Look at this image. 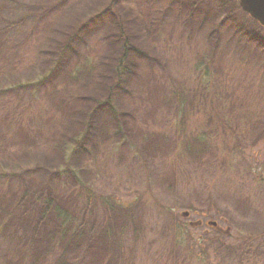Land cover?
I'll list each match as a JSON object with an SVG mask.
<instances>
[{
  "label": "rangeland",
  "instance_id": "rangeland-1",
  "mask_svg": "<svg viewBox=\"0 0 264 264\" xmlns=\"http://www.w3.org/2000/svg\"><path fill=\"white\" fill-rule=\"evenodd\" d=\"M254 20L237 0H0V157L11 178L0 174V264H233L225 251L205 259L196 247L195 259L168 245L176 218L198 236L227 223L259 235L245 249L263 264L264 29ZM84 55L92 64L74 77ZM201 58L218 83L205 93L224 109L208 124L230 114L241 129L230 159L192 119L174 124L173 94ZM108 96L112 107L94 109ZM78 135L69 158L64 144ZM85 177L132 204L86 195ZM47 199L70 213L67 228Z\"/></svg>",
  "mask_w": 264,
  "mask_h": 264
},
{
  "label": "trees",
  "instance_id": "trees-1",
  "mask_svg": "<svg viewBox=\"0 0 264 264\" xmlns=\"http://www.w3.org/2000/svg\"><path fill=\"white\" fill-rule=\"evenodd\" d=\"M256 25L262 29L264 27L256 20H254ZM126 59H127V46L124 45L123 53L121 57L119 58L116 66V71L118 73H121L125 69L126 65ZM205 60L201 58L196 66H195V76L192 78L193 80L189 82V84H181V88H179V92H174L173 96L178 98L179 101V114L176 118H174V124L177 126V128H183L185 124L188 122V119H192L193 124L192 127L198 132V128L201 130L198 135V139L205 144H213L214 147H220L222 151L223 157H226L228 159L233 158L232 154L235 153V146L241 143V139L239 138L238 133L241 134V129H239V126L230 118L228 119H221L217 123L208 124V120L212 118V115H218L221 116V113L219 109H224L222 107H218L217 104L213 103L212 99L209 98V93H205V91H208V86H210L212 89L216 87V84H218L215 79V74L212 73L210 65L207 62H204ZM196 63V62H195ZM92 64V57L89 55H84L82 58L77 62V64L72 68V73L74 74V77H78L80 73H83L85 71V67H88ZM37 78H33L28 81L30 84H34L37 82ZM193 82V83H192ZM191 83L194 85L191 86ZM29 84V85H30ZM25 85V84H24ZM19 86V84L17 85ZM16 88V87H15ZM206 94V95H205ZM113 98L112 96H108L103 101H98L96 103V106L94 109L98 106H113ZM194 104H196L197 109L195 110ZM205 105V108L203 110L199 109V105ZM188 106L191 108L188 109ZM216 108V109H214ZM231 111V110H229ZM212 114V115H211ZM224 115V114H222ZM228 116V115H227ZM224 115V117H227ZM202 117L204 119H202ZM187 120V122H186ZM205 120L207 123H205ZM234 123H233V122ZM201 122V123H200ZM80 136L78 135L75 139L71 140L67 144H64L66 147V151L69 152L68 157L74 156V153L77 149V143L80 142ZM244 138V137H243ZM77 140V143H76ZM64 147V148H65ZM3 154V153H2ZM0 153V155H2ZM254 158V157H252ZM95 159L91 158L90 160L86 161V164H84V167H89L90 165H94ZM3 160L0 157V174L6 175L5 178H10V173L6 170L5 166L3 165ZM70 166V165H69ZM67 166L65 169L73 172V176H79L80 169L79 168H72ZM99 168L100 164H99ZM11 179V178H10ZM87 184H86V195H89L90 197L94 196V186L89 185L92 184L91 181H88V179L85 177ZM259 182L264 184V171H260V174L258 176ZM10 181V180H9ZM89 183V184H88ZM120 188V187H118ZM97 190V189H96ZM118 190V189H117ZM99 191V190H97ZM122 190H118L116 192H121ZM100 192V191H99ZM114 192V194L109 193L107 197L103 194L104 199L102 200L103 203L108 207H111L113 209L115 208H125L126 206L132 204L130 199L123 197H118V193ZM49 202V205H51V208L56 213L57 217L62 221V228L68 227V222L71 220V215L68 211L62 209L58 205H55L53 201L50 199H47ZM168 208L164 207L163 212L170 213ZM50 210V208H49ZM47 210V211H49ZM178 218L174 221V226L170 227L169 229V236H171V241L169 240V236L166 237V242L168 245L172 243V245H176L177 247H185L186 255L192 257V258H198V255H195L194 250L190 251V249H195L196 247H199L203 252H205L203 255H200L201 257L205 255V259L207 257H210L211 255H221L223 251L225 253H229L234 258L233 264H262L259 258L256 256H251L249 254V250L245 249V245L251 244V242H256L259 240L260 236H253L251 232H248L246 230H242L241 228H235L231 223H227L225 227L220 228L219 226H214L213 228V234H209L206 237L204 236H198L193 233L189 229V225H182L177 221ZM176 223V224H175ZM172 232V234H171ZM190 238H194V240H190ZM263 238V237H262ZM205 247V248H203ZM211 252V253H210ZM210 253V254H209ZM210 259L204 262V264L209 263ZM264 264V262H263Z\"/></svg>",
  "mask_w": 264,
  "mask_h": 264
},
{
  "label": "water",
  "instance_id": "water-1",
  "mask_svg": "<svg viewBox=\"0 0 264 264\" xmlns=\"http://www.w3.org/2000/svg\"><path fill=\"white\" fill-rule=\"evenodd\" d=\"M231 1V0H228ZM241 8L264 27V0H237Z\"/></svg>",
  "mask_w": 264,
  "mask_h": 264
}]
</instances>
